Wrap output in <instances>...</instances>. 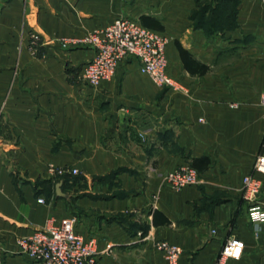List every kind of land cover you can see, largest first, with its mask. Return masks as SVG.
Returning <instances> with one entry per match:
<instances>
[{
	"label": "crops",
	"instance_id": "obj_1",
	"mask_svg": "<svg viewBox=\"0 0 264 264\" xmlns=\"http://www.w3.org/2000/svg\"><path fill=\"white\" fill-rule=\"evenodd\" d=\"M119 19L170 38L184 91L157 86L135 58L85 83L95 50L64 40ZM263 90L264 0H0V264H38L19 240L67 217L97 241V264H167L159 242L181 247L179 264H217L230 238L245 250L226 264H264V224L243 198L264 155ZM184 166L200 182L175 191L166 175Z\"/></svg>",
	"mask_w": 264,
	"mask_h": 264
},
{
	"label": "built area",
	"instance_id": "obj_2",
	"mask_svg": "<svg viewBox=\"0 0 264 264\" xmlns=\"http://www.w3.org/2000/svg\"><path fill=\"white\" fill-rule=\"evenodd\" d=\"M132 1V0H123ZM40 38L31 35L30 49L33 51ZM92 46L95 56L82 69V78L92 88L112 80L120 63L135 58L140 63L142 74L148 75L157 86L174 91H184L179 82L168 73L167 48L170 38L130 19H119L106 28L99 29L79 40H64ZM264 109V90L260 98ZM59 176L76 175V170H57ZM254 174H264V155L259 156L254 165ZM243 179V198L250 205L249 219L256 229L264 224V208L259 204L262 184L256 176ZM166 181L175 191L196 186L200 182L199 172L184 166L166 175ZM39 203L45 200L40 198ZM77 219L67 217L59 222L49 220L42 230L19 240L22 254L38 264H97L98 244L95 239H86L75 231ZM157 249L163 253L167 264H179L182 249L168 242H159ZM245 250V243L230 238L224 244L217 264L228 260H239Z\"/></svg>",
	"mask_w": 264,
	"mask_h": 264
},
{
	"label": "trees",
	"instance_id": "obj_3",
	"mask_svg": "<svg viewBox=\"0 0 264 264\" xmlns=\"http://www.w3.org/2000/svg\"><path fill=\"white\" fill-rule=\"evenodd\" d=\"M180 53L182 55V58L184 59V62L186 64V66H187V62L186 61H187L188 53L185 52L182 48H180ZM203 68L204 69H203L202 73L208 72L209 69L207 67L203 66ZM67 183H69V178L64 177V185L65 184L67 185ZM147 233H148V229L147 228L142 229V236H145Z\"/></svg>",
	"mask_w": 264,
	"mask_h": 264
},
{
	"label": "water",
	"instance_id": "obj_4",
	"mask_svg": "<svg viewBox=\"0 0 264 264\" xmlns=\"http://www.w3.org/2000/svg\"><path fill=\"white\" fill-rule=\"evenodd\" d=\"M63 181H61L58 185H57V194L59 197H66V195L63 193L62 191V187H63Z\"/></svg>",
	"mask_w": 264,
	"mask_h": 264
}]
</instances>
